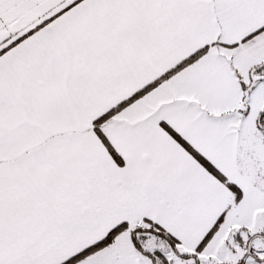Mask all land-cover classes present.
I'll return each mask as SVG.
<instances>
[{"label": "snow or ice", "instance_id": "obj_1", "mask_svg": "<svg viewBox=\"0 0 264 264\" xmlns=\"http://www.w3.org/2000/svg\"><path fill=\"white\" fill-rule=\"evenodd\" d=\"M0 264H264V0H0Z\"/></svg>", "mask_w": 264, "mask_h": 264}]
</instances>
